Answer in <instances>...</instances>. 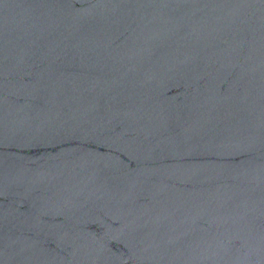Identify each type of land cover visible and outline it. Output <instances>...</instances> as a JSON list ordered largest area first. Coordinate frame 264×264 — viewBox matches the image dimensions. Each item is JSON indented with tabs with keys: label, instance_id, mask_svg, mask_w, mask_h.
Returning <instances> with one entry per match:
<instances>
[{
	"label": "water",
	"instance_id": "water-1",
	"mask_svg": "<svg viewBox=\"0 0 264 264\" xmlns=\"http://www.w3.org/2000/svg\"><path fill=\"white\" fill-rule=\"evenodd\" d=\"M0 264H264V0H0Z\"/></svg>",
	"mask_w": 264,
	"mask_h": 264
}]
</instances>
